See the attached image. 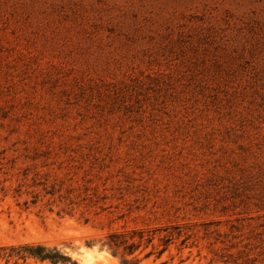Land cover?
<instances>
[{"label": "rangeland", "instance_id": "1", "mask_svg": "<svg viewBox=\"0 0 264 264\" xmlns=\"http://www.w3.org/2000/svg\"><path fill=\"white\" fill-rule=\"evenodd\" d=\"M110 232L264 264V0H0V264H123Z\"/></svg>", "mask_w": 264, "mask_h": 264}, {"label": "trees", "instance_id": "2", "mask_svg": "<svg viewBox=\"0 0 264 264\" xmlns=\"http://www.w3.org/2000/svg\"><path fill=\"white\" fill-rule=\"evenodd\" d=\"M150 241V239H149ZM103 246H106L109 250L112 251L114 255L121 253L122 263L123 264H139L138 259L126 258L127 255H130L134 252L136 245L133 243H128V239L125 238L122 234L110 232L105 236V241L102 243ZM105 250V249H103ZM102 251V250H101ZM106 251V250H105ZM162 252V251H161ZM17 254L21 257L24 256H33L41 259H49L52 262L66 261L68 258L63 256L58 251L53 249H48L43 245H23L17 249ZM224 264L229 263V258L222 256ZM256 259H253L254 262ZM247 264V263H246ZM254 264V263H252Z\"/></svg>", "mask_w": 264, "mask_h": 264}, {"label": "bare ground", "instance_id": "3", "mask_svg": "<svg viewBox=\"0 0 264 264\" xmlns=\"http://www.w3.org/2000/svg\"><path fill=\"white\" fill-rule=\"evenodd\" d=\"M96 249V248H95ZM100 253H107L109 254L108 252H106L105 250H102V251H99ZM110 255V254H109Z\"/></svg>", "mask_w": 264, "mask_h": 264}]
</instances>
